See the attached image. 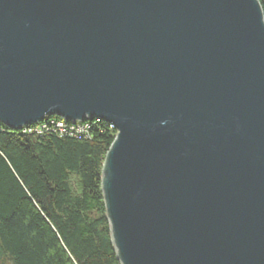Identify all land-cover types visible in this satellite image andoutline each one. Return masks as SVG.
<instances>
[{"label":"water","instance_id":"water-1","mask_svg":"<svg viewBox=\"0 0 264 264\" xmlns=\"http://www.w3.org/2000/svg\"><path fill=\"white\" fill-rule=\"evenodd\" d=\"M99 118L120 264H264L259 0H0V123Z\"/></svg>","mask_w":264,"mask_h":264},{"label":"trees","instance_id":"trees-1","mask_svg":"<svg viewBox=\"0 0 264 264\" xmlns=\"http://www.w3.org/2000/svg\"><path fill=\"white\" fill-rule=\"evenodd\" d=\"M115 137L105 121L90 139L0 123V264H120L101 184Z\"/></svg>","mask_w":264,"mask_h":264},{"label":"built area","instance_id":"built-area-1","mask_svg":"<svg viewBox=\"0 0 264 264\" xmlns=\"http://www.w3.org/2000/svg\"><path fill=\"white\" fill-rule=\"evenodd\" d=\"M93 122H90V120H87L85 122H70L66 121L64 119H51L47 120L43 123H41L37 127H25L22 132L24 134H45V133H53L58 135L59 137H71L75 139H90L91 137V131L97 123H100L101 120L99 118L91 119ZM106 122V121H105ZM107 123V122H106ZM109 127L111 130H114L117 135V130L114 125L109 124Z\"/></svg>","mask_w":264,"mask_h":264}]
</instances>
